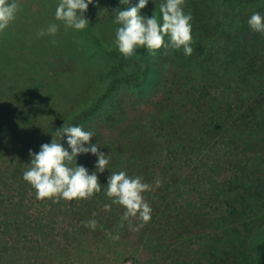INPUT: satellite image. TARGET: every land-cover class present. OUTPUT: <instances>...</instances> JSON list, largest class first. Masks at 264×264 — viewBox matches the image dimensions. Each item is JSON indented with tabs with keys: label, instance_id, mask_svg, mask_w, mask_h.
Here are the masks:
<instances>
[{
	"label": "rangeland",
	"instance_id": "1",
	"mask_svg": "<svg viewBox=\"0 0 264 264\" xmlns=\"http://www.w3.org/2000/svg\"><path fill=\"white\" fill-rule=\"evenodd\" d=\"M161 2L149 0L140 14L151 16ZM19 3L17 18L0 32L3 138L12 137L21 122L22 128L28 126L25 117L32 97L50 92L64 108L81 94L106 59L91 43L94 30L113 47L118 27L113 10L126 7L119 0H97L85 13L91 25L75 31L65 30L55 19L58 0ZM184 11L192 15V35L204 43L205 54L193 59L172 50L148 103L127 89H116L111 108L99 110L80 125L93 133L91 142L109 157L108 169L98 173L102 185L113 172L123 170L153 186L143 193L152 208L151 219L133 231L141 224L139 217L122 220L125 208L107 197L106 185L87 199H37L36 190L22 178L27 157L9 183L0 186V264H240L241 259L252 264L255 256H238L244 253L245 242L221 240L219 246L216 235L233 228L249 234L264 217L259 200L234 202L237 209H232V201H227L232 195L225 191L229 184L231 192L241 191L230 180L235 165L240 172L249 171V166L257 171L264 157V34L246 23L230 40L226 18L236 14L248 20L254 12L264 16V0H185ZM52 23L60 25L55 36L37 35ZM70 37L72 42L66 43ZM174 52H179L177 61ZM196 70L194 82H189L188 75ZM163 113L164 135L154 143L145 136L144 126L151 123L152 130L158 129L156 120ZM39 117L37 113L36 124ZM217 118L222 127L212 132L213 141L225 146L211 149L210 141L200 143V149L192 147L206 121L213 124ZM43 139L50 142L51 134ZM60 142L67 147L64 139ZM95 161L91 154L77 157L90 172ZM92 219L97 221L94 230L85 226Z\"/></svg>",
	"mask_w": 264,
	"mask_h": 264
},
{
	"label": "clouds",
	"instance_id": "2",
	"mask_svg": "<svg viewBox=\"0 0 264 264\" xmlns=\"http://www.w3.org/2000/svg\"><path fill=\"white\" fill-rule=\"evenodd\" d=\"M96 2L97 0H58L55 19L62 21L65 30L83 31L89 26L85 13L89 5H95ZM148 2L149 0H137L134 6H129L131 0H119L120 4L127 7L113 10V23L118 27L112 46L125 58L131 57L138 48H145L151 53L162 48H171L182 50L186 56L191 55L192 15L184 11L185 0H162L159 15L156 12L151 16L140 14V10ZM20 11L19 0H0V32L15 21ZM247 24L252 31L264 34V16L259 12L252 13ZM59 28L60 25L52 23L37 35L55 36ZM50 134V142L41 144L36 152L29 150L30 161L23 172L22 178L36 190L37 199L49 198L53 202L60 199H87L100 193L106 185L107 197L113 204L125 208L122 220L139 217L141 224L132 227L133 231H138L139 227L151 219L152 208L143 193L152 191L153 186L144 182L141 176L130 177L122 170L108 176L106 184L99 182L98 173L108 169L109 157L96 143L91 142V131H86L79 125L69 124L55 128ZM62 139L67 147L60 142ZM84 154L96 157L94 170L91 172L77 163V157ZM160 185L161 181L156 179L155 186ZM104 207L106 210L111 209L109 204ZM85 226L94 230L97 221H86ZM118 238V235L112 237Z\"/></svg>",
	"mask_w": 264,
	"mask_h": 264
},
{
	"label": "trees",
	"instance_id": "3",
	"mask_svg": "<svg viewBox=\"0 0 264 264\" xmlns=\"http://www.w3.org/2000/svg\"><path fill=\"white\" fill-rule=\"evenodd\" d=\"M136 2L137 0H131L129 6H134ZM156 14L159 15V6L157 7ZM226 20L227 23L229 22L228 29L230 30V40L232 37L235 39L237 35H234L233 33L239 31L242 25L247 23V18L245 19V16H237L236 14L229 15ZM89 25H91L90 22ZM96 31L97 30H94L93 36H91V43L101 50V56L106 59L101 64H98L92 75L91 81L83 88L81 94L71 101L68 105L69 107L66 106L60 108L61 104L54 101V96L52 97V95H49L50 92H45L44 95L38 94L36 97L34 96L31 98L29 104L31 107L29 109L31 110L26 113L25 123L28 126L22 128V122L19 124L20 127H17L16 124L17 131L12 137L3 138L0 134V186H6L9 183L10 180L8 179L12 172L18 170L17 167L20 165V161L29 157L27 156L29 155V150L35 152L37 145H40L43 143L42 140L46 139H43V137L50 134L52 130L61 126L69 125L71 124L70 122H72L73 125H86L87 119L95 115L99 110L104 109V111H106L111 108L114 97L113 94L116 89H127L142 103L149 102L150 93H152V90L154 91L157 82H159L161 72L170 63L168 60L172 57V49L162 48L155 53H151L145 48H138L131 57L125 58L115 47H108L107 43L109 42H106L107 40ZM192 37L193 43L191 46L193 52L189 56L193 59L195 58L194 56L200 59V57L205 54V45L201 40H196L194 34ZM65 42H72V38H66ZM174 53L176 55L174 59L177 61L176 59H179V52ZM183 56L187 57L184 54ZM167 57L170 58L168 59ZM208 61H204V68H207V70L211 67L208 64ZM198 73V70L190 73L187 80L189 82H194ZM19 87L24 91L23 86L19 85ZM29 87L34 89L37 86L31 85ZM153 109L151 108V112H153ZM37 113L41 116V118L39 117L40 124H36L35 122ZM60 113L64 114L58 118L57 115ZM164 114L165 113H163L160 120H156V122L159 121L160 123V129L156 128L155 131L152 130L151 123L144 126L145 136H149V138H151L150 140L154 143L158 138H163ZM149 116L152 120H155L154 117H152L153 115L149 114ZM209 119L212 121V118ZM217 121L218 122L213 124L212 122L206 121L204 124L205 130L200 129L199 132H197L196 137L191 141V146L197 150L200 149V143L208 144L210 141L211 144H213L211 149L225 146L226 143L219 140L218 143L215 140L213 141V135L215 134L212 132H217L218 129L222 127L221 119L217 118ZM216 123L217 125L219 124V126L216 127ZM239 128L242 132V126H239ZM145 136L142 135L143 138H146ZM263 158L259 162V166L256 167V169H258L257 171H252V166H249V171L240 172L235 165L230 180L236 187H239L241 191L234 193L231 192V184L229 183L228 189L225 190L232 195L227 198L229 203L232 201V209H234V207L237 209V204L234 202L241 205L247 203V200L249 199L259 200V204L264 208ZM238 164L239 162L237 165ZM225 184L227 183H222L221 187L223 189L225 188ZM227 192L226 195L228 194ZM243 233L238 228H233L232 231L224 230L221 234L216 235L219 241L216 242L221 246V240L233 243L236 241H243L245 242L244 253H240L238 256H255L252 259V264H264V217L259 219L256 227H254L249 234ZM244 261L245 260L241 259L240 264H245Z\"/></svg>",
	"mask_w": 264,
	"mask_h": 264
}]
</instances>
